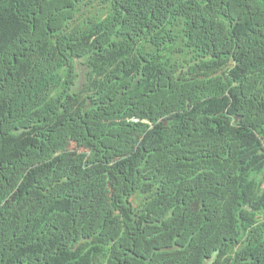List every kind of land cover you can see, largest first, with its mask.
I'll return each mask as SVG.
<instances>
[{"label": "trees", "instance_id": "16d2710c", "mask_svg": "<svg viewBox=\"0 0 264 264\" xmlns=\"http://www.w3.org/2000/svg\"><path fill=\"white\" fill-rule=\"evenodd\" d=\"M263 184L264 0H0V264H264Z\"/></svg>", "mask_w": 264, "mask_h": 264}, {"label": "rangeland", "instance_id": "374dc122", "mask_svg": "<svg viewBox=\"0 0 264 264\" xmlns=\"http://www.w3.org/2000/svg\"><path fill=\"white\" fill-rule=\"evenodd\" d=\"M263 187H264V184H263Z\"/></svg>", "mask_w": 264, "mask_h": 264}, {"label": "bare ground", "instance_id": "6f19581e", "mask_svg": "<svg viewBox=\"0 0 264 264\" xmlns=\"http://www.w3.org/2000/svg\"><path fill=\"white\" fill-rule=\"evenodd\" d=\"M138 246H139V244H138Z\"/></svg>", "mask_w": 264, "mask_h": 264}]
</instances>
